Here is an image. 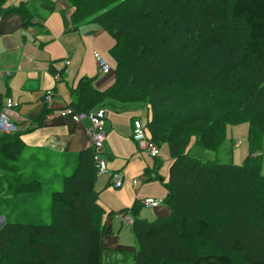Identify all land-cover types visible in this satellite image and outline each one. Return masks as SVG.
<instances>
[{
  "label": "trees",
  "instance_id": "obj_1",
  "mask_svg": "<svg viewBox=\"0 0 264 264\" xmlns=\"http://www.w3.org/2000/svg\"><path fill=\"white\" fill-rule=\"evenodd\" d=\"M5 1L1 18L16 13L37 31L55 7L52 0H26L5 9ZM66 1L72 31L90 20L114 41L111 83L98 89L96 76L80 77L66 108L81 113L147 105L151 141L169 148L163 203L170 213L141 219L143 206L135 200L119 213L133 217L137 249L107 251L110 228L103 224L89 147L72 174L62 176L61 190L50 193L48 223L5 218L0 264H108L119 255L132 264H264V0ZM49 113L42 111L40 124ZM241 123H248L242 164L191 155L192 147L218 151L227 125ZM0 139L1 157L20 164L19 133ZM29 180L16 179L17 189L27 194L42 184ZM13 185L14 178L0 176V197Z\"/></svg>",
  "mask_w": 264,
  "mask_h": 264
},
{
  "label": "crops",
  "instance_id": "obj_2",
  "mask_svg": "<svg viewBox=\"0 0 264 264\" xmlns=\"http://www.w3.org/2000/svg\"><path fill=\"white\" fill-rule=\"evenodd\" d=\"M25 1L6 0L3 8L9 9ZM52 1H55V7L53 11L45 14L41 31H37L33 27H24L22 19L16 13H10L4 18L0 17V102L5 99L11 100L12 106L7 109V112L11 119L19 124V138L24 144L23 150L18 155L20 165L8 163L0 155V176L6 175L8 179L14 178L12 191L11 189H7L4 192L1 191L2 195L6 196L4 203L12 201L13 190L15 189L20 197L25 196V191L17 189L16 179L22 184L30 181L29 179H37L42 182L52 181L58 170H64V172L73 171L77 166L79 153L89 148V137L86 132L88 122H73L70 110L66 108V105L72 100L71 90L76 86L78 79L87 73L77 69L75 49L67 57L64 56L63 50L58 51V53H52L44 48L45 45L53 40L52 38L48 40V36L50 38L51 33L59 35L63 29L64 34L73 32L70 20L73 8L66 0ZM87 23L90 22H85L82 25L84 26ZM103 32L102 28H93L88 33L92 35V38L87 40V47L83 44L82 50L92 54V50H95L93 41ZM50 61L52 64L49 66L48 63ZM66 61L67 63L65 64ZM51 70L61 73L58 81L54 79ZM7 71H11L12 75L7 77L5 74ZM96 75L98 76V74ZM110 79H97L94 86L98 89H104L111 83ZM47 92L52 93V101L49 103L44 102L43 99ZM47 109L50 110V113L46 115L44 121L40 124L39 116L43 110ZM137 113L136 108H106V117L102 124V128L106 133L104 148L107 161L115 159L111 163L108 162L107 167L110 172L122 170L124 168V166L122 167L123 161L128 164L132 161L133 156L140 155L137 153L139 149L131 137V123L134 118H139ZM14 135L16 136V133L7 136L14 137ZM1 137L2 134H0ZM225 142L223 145H225ZM227 142L229 143L228 149L237 145L235 141L231 144L230 141L227 140ZM235 150L231 151L233 157ZM139 160L140 158L134 159L133 162L139 166ZM222 163L233 162L225 161ZM122 174L123 185L120 188L124 186L126 180V173ZM131 176L133 175L127 174V177L130 178ZM143 177L144 179L139 180L135 186L137 187L136 193H138V186L141 182L148 183V188L136 200L141 201V198L153 195L162 198L159 206L143 208L151 211L148 214L149 217H167L170 211L163 203L164 194L162 187H164L168 173L165 175V179L159 181L161 185L156 182L157 180L153 176L151 178L149 173H146ZM109 184L112 185L108 174H103V176L96 179L94 184L98 194H100L101 190H104L103 193L107 200L103 201L102 204L99 203L105 211L103 224L110 228V233L104 237V246L108 251H135L137 249L135 241L133 246H127L123 240L121 242V233L124 228L120 227L117 229L116 221L120 222L121 225L124 224L131 234L130 225L123 223L119 215L106 216L107 210L117 211L130 207L131 204L130 200L128 201L129 203L121 200V192L105 189ZM5 187L6 185L4 184L2 188L5 189ZM124 191L126 195V186ZM112 195L113 199L111 200L110 196ZM18 199H15V202ZM98 199L100 201V195H98ZM11 217L12 215L9 216L10 219ZM5 218L2 217V221H5Z\"/></svg>",
  "mask_w": 264,
  "mask_h": 264
},
{
  "label": "rangeland",
  "instance_id": "obj_3",
  "mask_svg": "<svg viewBox=\"0 0 264 264\" xmlns=\"http://www.w3.org/2000/svg\"><path fill=\"white\" fill-rule=\"evenodd\" d=\"M86 25L80 26L76 31H73L70 34H64V29L61 31L59 35L52 34L50 35L49 39H53L44 46V48L52 53H58V51L63 50L64 56L69 57L70 53H73V49H75V59H76V66L78 67L80 71H84L87 73L85 76L88 77H94L96 76L97 79L101 78H111L112 79V73L107 74L106 76L100 75L98 73L97 64L95 60V54L103 57L109 65L113 68L114 67V61L109 55V48L113 44V38L104 31L99 36L96 37L95 41H93L94 49L92 50V54H90L87 51H83V44L87 47V40L89 38H92V35H89L88 33L91 32L93 28H101L96 23L91 22L88 20ZM91 40V39H90ZM79 48H78V46ZM92 46V45H91ZM71 59V58H70ZM52 61V60H51ZM49 62L48 65L52 64V62ZM98 74V76L96 75ZM82 76V75H81ZM110 79V81H112ZM95 80V81H96ZM95 83V82H94ZM134 108H136V111L138 112V119H140L141 123L146 126L147 121L150 117V112L148 110V107L145 103H139ZM146 133L148 134V129L146 128ZM247 135H248V123H241L237 125H227L226 127V142L225 145L220 147L218 151H209V150H203L198 147H192L191 155L203 160H218L219 162H227L232 161L234 164L240 165L242 164L244 158L246 157L248 153V143H247ZM230 144L235 141L237 143V147L234 146L233 148H229ZM192 145V143H191ZM236 149V150H235ZM159 154H158V164L155 165L154 161L155 158L148 155L145 151H137V156L132 157V161L128 164H126V161L122 162V167L124 168L120 170L121 174L126 173V180L125 184L122 188L116 189L112 185H108L105 189L112 190L114 192H121V200H123L126 203H129L130 200L131 204L134 203L136 199H138L139 196H141L144 191L147 190V184L141 182L138 186V193H136V184L141 180L144 179L143 175H145V172L148 171L149 174H151V178H155L158 184L161 185L159 181L162 179H165V175H167L170 165V153L169 148L167 144H161L158 147ZM235 150L234 157L231 154V151ZM242 155V158H241ZM238 156V157H237ZM139 166H137L133 161L134 159H139ZM27 160V159H25ZM115 159L107 161L111 163ZM24 161V160H23ZM18 164V163H17ZM20 165V164H18ZM146 165V166H145ZM30 166V164H29ZM109 170V168H107ZM156 171V172H155ZM72 170L70 172H64V170H58L56 171V176L53 177L52 181H41V186L37 190H27L28 193L25 194V196H22L18 199V201L15 202V198L12 199V201H9L7 203H4L3 199L5 196L1 197V206H0V213L2 217H6L8 221L10 222H21V223H48L50 221V193L54 191L61 190V178L62 176H68L72 174ZM164 173H166L164 175ZM127 174H132L130 178L127 177ZM262 174L264 175V159H263V167H262ZM105 175V174H104ZM123 175V174H122ZM103 176V175H101ZM101 176H98L101 177ZM105 177V176H104ZM97 178V179H98ZM151 178L149 180H151ZM154 179V180H155ZM148 180V181H149ZM155 182V181H154ZM150 183V181H149ZM126 186V195L124 188ZM131 188V190H130ZM135 189V191H134ZM164 197L167 194L166 188L162 187ZM124 191V192H123ZM104 190H101L100 194V201L99 203H103V201H107L104 195ZM128 194V196H127ZM157 200H161L162 198L158 196H145ZM143 197V198H145ZM163 197V199H164ZM141 198V200L143 199ZM110 199H113V195L110 196ZM3 203V204H2ZM120 210L117 211H109L107 210V215L109 212H114V215H120ZM151 213L150 210H147L146 208H142L139 212V217L141 219H146L149 221H152L153 219H156V216L149 217L148 214ZM12 215L11 219L9 216ZM113 216V215H112ZM109 217V216H108ZM4 222V220H3ZM123 227L124 230L121 233V242L122 240L126 242L127 246H133V242L135 241L130 232L128 231L127 227L124 224H120V222L116 221V228ZM116 229V232H117ZM108 251V250H107ZM120 251V250H119ZM126 251V250H125ZM120 258H115L112 261H109L108 264H132L131 258H125L119 255Z\"/></svg>",
  "mask_w": 264,
  "mask_h": 264
},
{
  "label": "built area",
  "instance_id": "obj_4",
  "mask_svg": "<svg viewBox=\"0 0 264 264\" xmlns=\"http://www.w3.org/2000/svg\"><path fill=\"white\" fill-rule=\"evenodd\" d=\"M95 60L97 64L98 73L101 75L111 74L113 72L112 67L109 63L101 56L95 54ZM67 61L65 62V64ZM6 76L12 75L11 71L5 72ZM60 72H55L53 77L55 80L60 79ZM44 102L52 101V93L47 92L44 97ZM12 106L10 99H5L0 102V134H15L19 131V124H17L9 116L7 109ZM71 120L75 123H80L83 121L88 122L86 127V132L89 137V147L93 150L94 168L96 171V176H101L103 174L109 175V180L114 188H120L123 185V175L120 171L110 172L107 168V157L104 148L106 133L102 128L103 120L106 117V110L103 108L94 109L92 111L73 113L70 111ZM131 137L136 143L140 151H145L151 157H158L159 150L158 146L153 143L149 137V133H146V126H144L140 119L134 118L131 123ZM161 200L145 197L140 203L143 207L155 208L159 206ZM119 217L123 223L131 225L133 223V217L130 214L122 215Z\"/></svg>",
  "mask_w": 264,
  "mask_h": 264
},
{
  "label": "water",
  "instance_id": "obj_5",
  "mask_svg": "<svg viewBox=\"0 0 264 264\" xmlns=\"http://www.w3.org/2000/svg\"><path fill=\"white\" fill-rule=\"evenodd\" d=\"M2 217L0 216V227H1V225H2Z\"/></svg>",
  "mask_w": 264,
  "mask_h": 264
}]
</instances>
